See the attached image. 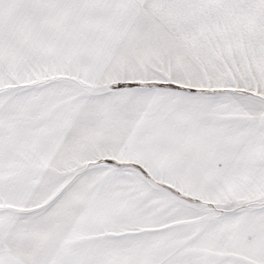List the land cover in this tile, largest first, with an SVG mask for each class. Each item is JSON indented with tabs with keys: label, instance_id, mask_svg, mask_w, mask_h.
Instances as JSON below:
<instances>
[{
	"label": "snow or ice",
	"instance_id": "1",
	"mask_svg": "<svg viewBox=\"0 0 264 264\" xmlns=\"http://www.w3.org/2000/svg\"><path fill=\"white\" fill-rule=\"evenodd\" d=\"M0 264H264V0H0Z\"/></svg>",
	"mask_w": 264,
	"mask_h": 264
}]
</instances>
